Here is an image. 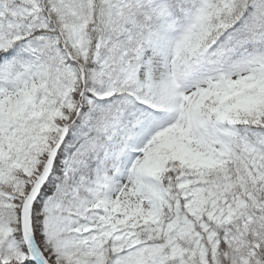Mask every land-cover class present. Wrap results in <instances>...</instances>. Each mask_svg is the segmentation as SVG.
<instances>
[{"label": "snow or ice", "instance_id": "snow-or-ice-1", "mask_svg": "<svg viewBox=\"0 0 264 264\" xmlns=\"http://www.w3.org/2000/svg\"><path fill=\"white\" fill-rule=\"evenodd\" d=\"M0 264H264V0H0Z\"/></svg>", "mask_w": 264, "mask_h": 264}]
</instances>
